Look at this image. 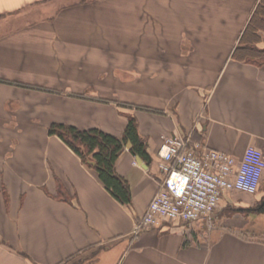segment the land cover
Here are the masks:
<instances>
[{
  "label": "crops",
  "instance_id": "0c3cea01",
  "mask_svg": "<svg viewBox=\"0 0 264 264\" xmlns=\"http://www.w3.org/2000/svg\"><path fill=\"white\" fill-rule=\"evenodd\" d=\"M259 1L0 0V264H264V240L238 218L210 236L177 219L136 232L167 137L237 163L249 146L264 153V64L232 55ZM128 115L147 166L128 141L123 204L48 127L122 136Z\"/></svg>",
  "mask_w": 264,
  "mask_h": 264
},
{
  "label": "built area",
  "instance_id": "2783aa9c",
  "mask_svg": "<svg viewBox=\"0 0 264 264\" xmlns=\"http://www.w3.org/2000/svg\"><path fill=\"white\" fill-rule=\"evenodd\" d=\"M196 149L177 137L163 141L158 155L164 177L136 222V232L158 226L165 219L209 223L224 191L257 192L264 173L262 149L247 147L239 163L221 150Z\"/></svg>",
  "mask_w": 264,
  "mask_h": 264
},
{
  "label": "trees",
  "instance_id": "16d2710c",
  "mask_svg": "<svg viewBox=\"0 0 264 264\" xmlns=\"http://www.w3.org/2000/svg\"><path fill=\"white\" fill-rule=\"evenodd\" d=\"M263 31L264 0H260L241 34L238 45L234 48L233 58L263 65L264 47L259 46ZM48 132L60 137L81 157L83 162L93 167L106 189L118 201L123 204L131 203L130 184L127 179L117 173L115 163L128 141L131 142L132 153L142 157L147 156L146 144L139 134L134 115H128V122L122 136L111 134L98 127L80 128L62 122L51 123ZM253 210L264 213V195Z\"/></svg>",
  "mask_w": 264,
  "mask_h": 264
},
{
  "label": "rangeland",
  "instance_id": "374dc122",
  "mask_svg": "<svg viewBox=\"0 0 264 264\" xmlns=\"http://www.w3.org/2000/svg\"><path fill=\"white\" fill-rule=\"evenodd\" d=\"M262 183V184H261ZM259 192L264 190V179L261 180ZM257 193V194H258ZM256 194H248L245 192H233L231 194L230 200L227 204H220L218 211H216V219L211 220L210 225H205L202 228H196L198 233H204L210 236L211 231H213L218 225L223 226L225 220L228 218H238L243 221L244 225L241 229L245 236L259 237L264 239V213H258L253 210L259 201L253 200V196ZM259 195V194H258Z\"/></svg>",
  "mask_w": 264,
  "mask_h": 264
},
{
  "label": "water",
  "instance_id": "95a60500",
  "mask_svg": "<svg viewBox=\"0 0 264 264\" xmlns=\"http://www.w3.org/2000/svg\"><path fill=\"white\" fill-rule=\"evenodd\" d=\"M129 145H130V142H129ZM137 157H138L139 161L143 162V160H142V158L140 157V155H138ZM149 161H150V160H149ZM142 164H143L144 166H147L146 163H144V162H143Z\"/></svg>",
  "mask_w": 264,
  "mask_h": 264
}]
</instances>
